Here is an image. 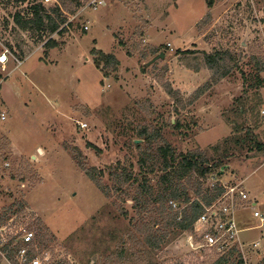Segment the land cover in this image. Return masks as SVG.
Here are the masks:
<instances>
[{
    "label": "rangeland",
    "instance_id": "1",
    "mask_svg": "<svg viewBox=\"0 0 264 264\" xmlns=\"http://www.w3.org/2000/svg\"><path fill=\"white\" fill-rule=\"evenodd\" d=\"M37 2L64 18L62 33L16 23L14 14L30 16ZM262 10L264 0H0V54L8 57L0 64V215L13 207V231L24 226L42 239L46 264H117L121 246L123 264H208L223 253L192 249L188 233L152 251L135 230L130 197L144 178L156 186L159 173L148 167L162 142L198 149L221 184L241 185L248 199L235 209V247L244 264L264 259V225L252 216L253 207L264 215ZM215 50L234 58L225 76L204 60ZM99 52L114 55V70L96 65ZM74 151L108 187L120 172L137 183L106 197Z\"/></svg>",
    "mask_w": 264,
    "mask_h": 264
},
{
    "label": "trees",
    "instance_id": "2",
    "mask_svg": "<svg viewBox=\"0 0 264 264\" xmlns=\"http://www.w3.org/2000/svg\"><path fill=\"white\" fill-rule=\"evenodd\" d=\"M41 1V0H39ZM211 5V4H209ZM31 13L28 17H23L19 12L13 16L16 23L20 25L23 30H39L48 31L49 33H62L64 28H60V24L64 23V18H54L42 6L41 2H37L31 6ZM58 17L59 10L55 7L52 9ZM211 14L207 13L199 20L198 27L202 28L209 23ZM47 47H54L55 43L48 41L45 44ZM100 60L95 59L97 66L102 64L101 69L111 68L114 70L118 64V60L112 54L99 52ZM203 57L206 64L210 68H217L222 66L221 76L230 73L232 64L235 63L234 58L228 51L215 50L207 53L203 52ZM101 63H100V62ZM262 67L258 68V72L263 71ZM261 83V80H258ZM209 83H205L193 92V97H198L203 92ZM166 92L173 98L177 95V90H174L169 84H165ZM150 140V139H149ZM137 148L141 147L139 142L134 143ZM261 147V144H257ZM153 161L151 162L150 172L158 171L159 176L156 186H153L146 180L137 184L136 192L131 195L132 205L136 212L133 219L134 227L137 232L142 234V239L145 245L150 250L157 251L163 247L164 244L178 235L190 233L192 225L196 218L203 210V205L209 204L217 195L222 192V187L217 185L210 188L206 184V177L212 174L215 164L207 162L205 154L198 149L188 152H177L169 143L162 142L158 144L154 153L151 154ZM72 158L77 165L84 171L86 176L95 184V186L106 197L110 196V191H121L128 183H137V179L131 177V174L124 172L116 173L113 179V186L105 185L95 168L88 166L81 155L74 151ZM141 163L146 165L144 159H140ZM115 189V190H114ZM195 194H194V193ZM192 194V196H191ZM169 200L178 204L176 209L168 205ZM121 213L127 217L128 213L125 209ZM15 214L13 207L10 206L0 215V226L4 224L9 218ZM38 252L45 248V243L42 239L37 238ZM125 248L121 246L117 252V264H123L125 256H123ZM37 252V253H38ZM203 254L210 253L211 249H204ZM29 253L36 254L33 247L29 249ZM211 254V253H210ZM216 257L208 264H244V261L237 251L236 247L215 255ZM232 258L236 259L234 263ZM143 263L152 264L150 260L144 259ZM51 264H66V261L52 262ZM88 264H91L90 260ZM179 264V263H178ZM203 264V263H202ZM257 264H264V259Z\"/></svg>",
    "mask_w": 264,
    "mask_h": 264
},
{
    "label": "built area",
    "instance_id": "3",
    "mask_svg": "<svg viewBox=\"0 0 264 264\" xmlns=\"http://www.w3.org/2000/svg\"><path fill=\"white\" fill-rule=\"evenodd\" d=\"M248 2L252 4V0H248ZM256 19L258 29L262 34L260 39L264 42V10L261 12V19ZM6 54L5 49L1 51L0 64H5L8 61ZM5 119V114L0 113V121ZM205 181L210 188L220 185L223 189L213 201L203 205L202 212L192 225V231L187 234L190 247L194 250L207 248L226 252L237 245L242 246L235 209L247 201V193L241 189L240 184L224 186L214 173L209 174ZM168 205L172 208L178 207V204L172 200H169ZM252 216L264 225V215L254 207ZM8 220L0 226V264H46L48 258L44 256L43 252H38L35 233L24 226L13 231L14 218L11 217ZM257 244V242L252 243V245ZM32 247L36 254L29 253V249Z\"/></svg>",
    "mask_w": 264,
    "mask_h": 264
},
{
    "label": "water",
    "instance_id": "4",
    "mask_svg": "<svg viewBox=\"0 0 264 264\" xmlns=\"http://www.w3.org/2000/svg\"><path fill=\"white\" fill-rule=\"evenodd\" d=\"M163 57V53H160L159 55H157V56H155L151 61H154V60H156L157 58H162ZM135 142H139V140H135ZM223 169L221 168V171H222Z\"/></svg>",
    "mask_w": 264,
    "mask_h": 264
},
{
    "label": "crops",
    "instance_id": "5",
    "mask_svg": "<svg viewBox=\"0 0 264 264\" xmlns=\"http://www.w3.org/2000/svg\"><path fill=\"white\" fill-rule=\"evenodd\" d=\"M191 72V71H190ZM188 70H187V73H190Z\"/></svg>",
    "mask_w": 264,
    "mask_h": 264
}]
</instances>
